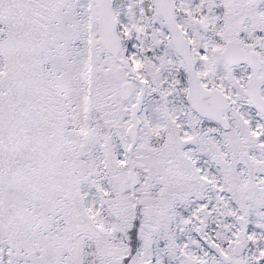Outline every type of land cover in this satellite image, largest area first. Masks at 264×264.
Returning <instances> with one entry per match:
<instances>
[{
	"label": "snow or ice",
	"instance_id": "obj_1",
	"mask_svg": "<svg viewBox=\"0 0 264 264\" xmlns=\"http://www.w3.org/2000/svg\"><path fill=\"white\" fill-rule=\"evenodd\" d=\"M0 264H264V0H0Z\"/></svg>",
	"mask_w": 264,
	"mask_h": 264
}]
</instances>
